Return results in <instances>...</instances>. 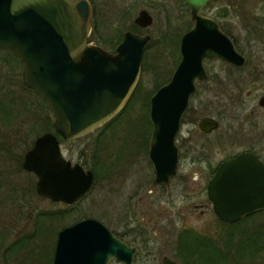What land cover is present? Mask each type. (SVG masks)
<instances>
[{
    "label": "water",
    "instance_id": "95a60500",
    "mask_svg": "<svg viewBox=\"0 0 264 264\" xmlns=\"http://www.w3.org/2000/svg\"><path fill=\"white\" fill-rule=\"evenodd\" d=\"M186 1L197 25L183 34L179 66L150 102L149 157L158 182L176 174L175 137L196 82L207 77L204 61L221 59L240 66L247 61L214 20L198 16L212 0ZM92 16L89 0H0V49L20 59L23 87L43 97L55 132L66 140L96 130L127 104L151 40L149 34L127 32L115 52L90 44ZM136 22L148 27L153 17L143 11ZM217 126L211 118L201 122L205 129ZM56 133L36 139L23 168L36 174L41 196L73 203L92 189L94 173L80 164L72 166ZM208 197L222 222L264 211V163L251 153L223 163L208 184ZM136 253L101 221L86 218L59 232L53 264H133ZM159 264L179 263L165 257Z\"/></svg>",
    "mask_w": 264,
    "mask_h": 264
},
{
    "label": "rangeland",
    "instance_id": "374dc122",
    "mask_svg": "<svg viewBox=\"0 0 264 264\" xmlns=\"http://www.w3.org/2000/svg\"><path fill=\"white\" fill-rule=\"evenodd\" d=\"M96 2L98 16L89 40L115 51L121 41L116 46L112 44L121 37L123 39L134 21L124 19L123 0L118 8L110 6L108 0ZM232 2L238 5V14H242V19L232 15L236 20L232 18L230 21L237 46L247 57L241 75L244 78L264 77V0H221L216 7ZM170 5L172 12L169 10L167 15L161 11L160 4L152 5L154 23L142 31L151 36V41L145 49L140 80L126 107L94 132L62 142L65 156L94 169L98 175L91 193L73 208L41 196L36 190L37 176L23 168L26 152L33 147L37 137L48 130L49 113L46 101L23 87L20 61L0 50V101H3V106L0 105V264H53L58 233L87 217L108 223L120 235L125 226L147 228L146 239L134 232L125 238L140 248L135 264H159L164 257L178 261L177 240L186 229L215 239L218 235L227 236L229 226L216 217L207 196L209 175L205 177L202 173H208L209 165L190 166L189 171L199 173L197 180L185 181L179 177L171 188L160 190L158 187L161 194L158 196L156 192H147L153 188L150 183L147 185L153 176L147 153L132 154L130 158L125 156L128 147L140 146L138 138L143 135L140 130L151 134L152 123L147 122L146 101L150 103L152 94L168 82L179 60L176 48L187 29L189 9L183 0H173ZM230 12L236 14L233 9ZM176 13L178 21H174ZM176 24L178 33L172 30ZM211 66L214 71L220 69L219 62ZM256 85L246 82L244 91ZM207 96L208 93L204 94L202 90L195 99L198 113L225 110L223 104L226 100L214 96L208 100L216 106L207 107ZM249 101L255 103L256 99L253 97ZM51 126L50 132L56 133L52 122ZM148 141L145 143L146 152ZM214 153L217 160L221 158L222 154ZM143 183L147 189L142 187ZM170 192H173L172 197ZM58 210H62V216L48 221L45 231L39 232L37 219L40 212ZM263 221L264 215H258L250 222L260 224ZM127 222L131 225H126ZM27 239L31 242L25 246ZM17 240L21 241L14 247Z\"/></svg>",
    "mask_w": 264,
    "mask_h": 264
},
{
    "label": "flooded vegetation",
    "instance_id": "af4514ba",
    "mask_svg": "<svg viewBox=\"0 0 264 264\" xmlns=\"http://www.w3.org/2000/svg\"><path fill=\"white\" fill-rule=\"evenodd\" d=\"M89 1L92 4L93 12H94L93 13V28H94L95 17L98 16L97 14L98 3L96 2V0H89ZM108 1H109L108 4L110 6H116L118 8V4L120 3L121 0H108ZM123 1L125 6L124 19L129 21L133 19L134 21L130 29H128L125 32V34L127 32L144 34L142 33V31L147 30L154 23L155 19L152 14V9H153L152 5H155L156 3L160 4L161 11L163 12L165 11L164 13H166V15L168 14L169 10L172 12V5L170 4L173 3V0H126V1L123 0ZM183 1L186 4L187 9H189V12L187 13L188 16L187 29L184 31V33H186L188 31L193 30L196 27L197 22L194 19L193 7L191 6V4L188 3L186 0ZM220 1L221 0H212L210 3L204 5L198 12V16L210 18L214 20L218 24L220 30L232 39L236 47V50L240 52V49L237 46V42L235 41L232 30L230 28L231 27L230 21L233 18L232 15H237L242 19V14H238V12H240L238 10L239 7L237 4L233 2L230 3V5L221 4L220 7L219 6L216 7V4L219 3ZM133 6L135 7L138 6V7L135 8ZM231 9H233L236 14H232L230 12ZM143 11H148V13L153 17V23L148 27H144L136 22L137 19L141 16V13ZM174 21H178L177 13L174 16ZM172 30L173 32L177 31V24L173 25ZM178 32L179 31H177V33ZM181 38L179 40V44L177 43V48H176L177 59L179 58V60L172 71L170 79L172 78L173 74L176 72L179 63L181 61V52H180ZM215 62L220 63V69L217 71H214V68L211 66V64ZM246 64L247 61L244 65L240 66L237 64L226 62L221 59H206L204 61V67L206 69L207 77H205L202 80H198L196 82V90L192 94L189 105L182 116L180 129L175 137V145L178 151V167L176 174L172 176L168 182L157 181V175L149 157L150 140L153 134V125L151 126L152 132L150 135L146 134V130L144 129L140 130L141 134L143 133V135H140L138 138L140 139L139 140L140 146L128 147L127 150L128 152L126 151L125 156L127 157L129 156L128 158H130V155L132 154L140 155L143 153V155H146L147 153L149 162L152 164V168H153L152 179L149 180V182L147 183V185H149L150 183L153 186V188H149L147 192L149 193L156 192L155 194L161 196V194L159 193L160 190H164L168 187L171 188L173 181L179 177H181V179L185 181H191L194 179L197 180L199 173L197 172L194 173L192 171H189L188 168L190 166L209 165L208 173L202 171L203 172L202 176L204 175L206 177L209 175V179H208V184H209L210 180L215 176L218 169L223 163L235 158L236 156L242 153L254 154L264 163V77L251 76L244 78L241 75L242 73L241 70ZM222 73L225 74V76H223ZM246 82H251L252 84L255 83L257 85L255 87H251L248 90L244 91L245 89L244 84H246ZM202 90L204 91V94L205 92L208 93L207 100L208 98H210L211 101L212 100L211 96H214L217 99L226 100L223 104L225 110L224 111L220 110L218 112L212 111L213 113L212 112L205 113V111H203V113H198L199 111L197 110V107L194 103L198 94ZM253 97H255L256 99L255 103L249 101V99ZM202 98H204V96H202ZM204 103L205 102H201V104ZM213 106L216 105L214 103L209 102L208 100L207 107H213ZM205 118H211L216 120L218 122V126L213 129L202 128L201 122ZM148 136H149V141H148ZM64 141L67 140L62 139V137H60L61 148H62V142ZM147 141H148V151L146 152L145 143H147ZM214 152H216L217 154H222L221 158L217 160L214 157L215 154ZM125 156L122 157L125 158ZM64 157L67 160L71 161L72 166H75L76 164H80L81 166L84 167L86 171L90 170L94 173L95 180H94V185L92 187L93 189L98 179V175L96 174L94 169L93 170L89 169L83 163L68 158L65 155ZM122 157L120 156V158ZM147 185L145 184L142 187L144 189L145 188L147 189L146 187ZM158 187L160 188V190L157 189ZM92 189L73 203H68L66 201L55 202V203H62L68 207L71 206V208H73L77 206V204H79L84 198H86V196H88L91 193ZM163 193H168V192H163ZM170 193L172 197L173 192ZM207 196H208V185H207ZM87 218H93V217H87ZM84 219L86 218L79 219L73 224L82 221ZM101 222L116 237L120 238L129 246L136 248L137 253H136L135 261L133 263L135 264L138 256L140 255V248L130 242H127L125 238L128 235H130L131 232H134L136 235L139 233L141 236H144L143 237L144 239H146L145 234L147 228L140 229V228H136V226H133L134 229H131V226H125L124 232L120 235L118 232H115L114 229L108 223L104 221ZM126 225H131V222H127ZM137 240L138 239H136L135 242H137ZM115 263L125 264V263H118L115 260H112L110 262V264H115Z\"/></svg>",
    "mask_w": 264,
    "mask_h": 264
},
{
    "label": "trees",
    "instance_id": "16d2710c",
    "mask_svg": "<svg viewBox=\"0 0 264 264\" xmlns=\"http://www.w3.org/2000/svg\"><path fill=\"white\" fill-rule=\"evenodd\" d=\"M122 40L121 37L112 45L116 46ZM15 58L20 61L17 57ZM36 94L39 98L41 97L38 93ZM42 100L44 102L43 98ZM0 105L3 106V101H0ZM149 105L150 103L146 101L147 122L151 124L148 116ZM47 128L49 131L53 129L49 117H47ZM258 215H264V211L247 216L235 223L223 222L229 226L226 237L218 235L215 239L192 229L183 230L177 240L176 256L178 261L182 264H264V221L260 224L250 222ZM61 216L62 210L51 213L40 212L37 219V230L43 233L48 221H53ZM248 224H252V226H245ZM19 241L21 240L14 243V247L19 245ZM29 241L31 242V239L26 240L25 246H28Z\"/></svg>",
    "mask_w": 264,
    "mask_h": 264
}]
</instances>
